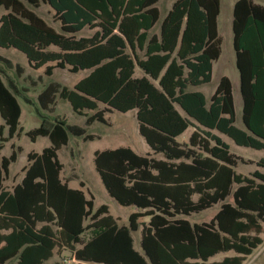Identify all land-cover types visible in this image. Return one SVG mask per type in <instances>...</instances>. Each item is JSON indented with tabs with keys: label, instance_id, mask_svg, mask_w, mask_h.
<instances>
[{
	"label": "trees",
	"instance_id": "trees-1",
	"mask_svg": "<svg viewBox=\"0 0 264 264\" xmlns=\"http://www.w3.org/2000/svg\"><path fill=\"white\" fill-rule=\"evenodd\" d=\"M158 1L0 0L6 8L1 47L22 51L48 75L56 68L90 71L74 87L51 83L39 95L43 108L58 94L78 114L94 111L87 125L106 122V112L136 110L140 134L163 155H142L130 146L95 152L109 195L135 208L121 224L108 205L94 209L84 190L62 178L58 150L70 134L86 135V127L55 119L51 128L28 131L32 141L48 136L52 145L28 154L23 179L10 189L4 182L18 153L0 158V264H46L63 251L73 264H245L264 243V159L250 174L239 172V158L214 132L264 149V4L236 0L233 8L241 128L228 76L210 102L204 92L188 89L212 81L222 52L221 0H175L156 32ZM42 3L54 9L60 30L35 10ZM85 29L92 32L79 36ZM0 61L12 64L2 54ZM18 95L16 81L0 77V154L20 131ZM216 204L220 209L209 222L188 218ZM88 231L92 236L84 241Z\"/></svg>",
	"mask_w": 264,
	"mask_h": 264
},
{
	"label": "rangeland",
	"instance_id": "rangeland-1",
	"mask_svg": "<svg viewBox=\"0 0 264 264\" xmlns=\"http://www.w3.org/2000/svg\"><path fill=\"white\" fill-rule=\"evenodd\" d=\"M175 0H159L157 5L161 10L160 18L153 28V31L158 32L160 25L172 7ZM236 0H221V12L218 16L219 33L222 37V52L220 57L214 61L213 76L210 83L201 86H190L188 89L201 90L205 93L210 101L211 95L215 92L222 76H228L233 82V94L235 97L236 106V125L241 128L243 123V98L240 91V73L236 65V51L233 45V8ZM264 4V0H255ZM39 14L47 19L49 23L54 25L57 29L60 28V22L54 16L53 8L46 3L36 7ZM6 8L0 5V17ZM92 30L85 29L80 34H90ZM0 53L9 58L11 65L0 61L1 76L5 79L8 77L14 79L18 86L26 85L33 87L31 80L36 81V90L31 91L32 99H36L38 90L43 89L48 83L56 82L60 86L74 87V85L90 71L81 70L79 72H72L69 69L56 68L52 75H48L45 71L46 67L40 70H32L29 68L28 59L26 55L15 48H3L0 46ZM20 66V71L16 65ZM29 76V77H28ZM7 77V78H6ZM56 103L54 112L44 111L45 118L37 116L35 106H30L20 100L24 114L21 117L20 127H23L19 133L6 142L3 150L4 154L11 155L13 150L18 153L17 161L10 166V177L7 180V186L12 188L19 183L24 176V169L28 165V153L35 151L41 153L46 146L51 145L49 137L40 136L36 141H32L27 131L35 127L51 128L55 119L65 123L66 125L87 126L86 119L88 115L94 111H86L84 115L78 114L73 110L71 103L68 100L62 99L58 94L56 96ZM33 112L36 117L30 119L28 115ZM106 122L96 121L93 125L88 127V133L91 137L76 136L70 134V141L67 145L58 150V157L63 164L62 178L70 182L73 186L81 187L86 192L88 198H92L94 202V209L101 205H108L111 214H113L121 224H128V217L134 210L133 206L126 207L118 203L112 198L106 190L100 175L96 171L93 161L94 152L97 149L116 148L120 145L131 146L135 151L141 154H146L150 151L144 137L139 132V123L136 117V110L129 112H121L114 110V112H106ZM215 133H219L215 131ZM8 135V131H6ZM226 142L230 144V150L239 158L237 170L244 174H250L257 168V162L264 159V149H255L252 147L240 146L234 142L232 138L227 135H221ZM185 136L180 137L184 138ZM156 157H162L161 154H155ZM219 210V205L192 214L188 217L193 222H208L215 213ZM90 220H87L88 223ZM136 247L140 249L141 232H134ZM92 236V232L88 231L83 235V240L87 241ZM233 254V252L228 253ZM69 251H63L62 254H57L46 264H52L57 260L63 263L73 264V257ZM223 254H219L216 259L222 258ZM245 264H264V243L251 255Z\"/></svg>",
	"mask_w": 264,
	"mask_h": 264
},
{
	"label": "crops",
	"instance_id": "crops-1",
	"mask_svg": "<svg viewBox=\"0 0 264 264\" xmlns=\"http://www.w3.org/2000/svg\"><path fill=\"white\" fill-rule=\"evenodd\" d=\"M41 6V5H40ZM35 10H36V8H35ZM37 11V10H36ZM53 11H54V9H53ZM38 12V11H37ZM41 15V14H40ZM42 16V15H41ZM45 18V17H44ZM46 19V18H45ZM47 20V19H46ZM51 24V23H50ZM54 26V25H53ZM1 54V53H0ZM28 65H29V68L30 69H32V70H40L41 68H39V69H35V68H33L32 66H31V64L29 63V61H28ZM43 68V67H42ZM224 76H226V75H224ZM0 77L3 79V80H5V78L3 77V76H1V74H0ZM29 77V76H28ZM31 83H32V85H33V87L31 88V87H29V86H26V85H21V86H18V89H19V95H18V98H19V101L21 100V101H23L24 103H26V104H30V106H32V108H33V106H35V108H34V110L36 109V113H37V116H39V117H41V118H45V114L43 113L44 111H51V109H53L54 110V106H55V103H56V96L54 97V100H53V102H50V103H46V105H47V107L46 108H43V106H42V104H41V102L39 101V95L42 93V91L46 88V87H48L51 83H56V82H51V83H48L43 89H40V90H38V92L36 93V99L35 100H33L32 99V95H31V91L32 90H36V86H37V83H36V81H32L31 80ZM232 84H233V82H232ZM199 91H201V90H199ZM212 96V95H211ZM207 97V96H206ZM235 98V97H234ZM207 100H208V98H207ZM210 102V101H209ZM20 104H21V102H20ZM52 110V111H53ZM52 111H51V113H52ZM54 112V111H53ZM86 112V111H85ZM112 113V112H111ZM23 114H24V111H23V108H22V105H21V117L23 116ZM21 117H20V123H21ZM28 117L30 118V119H32V117H33V119H34V117H36V115L31 111L30 112V114L28 115ZM105 118H106V114H105ZM36 119H37V117H36ZM35 120V119H34ZM107 120V119H106ZM96 121H94L93 123H95ZM100 122V121H99ZM4 123V120L2 119V117L0 116V124H3ZM93 123L91 124V125H93ZM91 125H87V126H85L86 127V129H87V132H86V135H89V137H91V135H90V133H88V127L89 126H91ZM23 127H20V130L22 129ZM35 128H38V127H35ZM32 129H34V128H32ZM32 129H30V130H32ZM8 130V128H6V131ZM29 130V131H30ZM190 131H191V129L185 134V135H183V136H185L184 138H181V140H186L187 138H188V136H189V133H190ZM215 132V131H214ZM218 132V131H217ZM27 133H28V131H27ZM218 135H225V134H222V133H217ZM28 135V134H27ZM40 137V136H39ZM43 137H48V136H43ZM38 138V137H37ZM221 138L224 140V138L221 136ZM37 140V139H36ZM35 140V141H36ZM70 141V140H69ZM225 141V140H224ZM228 143V142H227ZM148 144V143H147ZM229 144V143H228ZM51 145H52V142H51ZM51 145H49V146H51ZM149 145V144H148ZM230 145V144H229ZM5 146H6V142H4V147H3V149H2V151H1V154H0V158L2 157V156H6V157H9L7 154H4L3 153V150H4V148H5ZM120 146H126V145H120ZM120 146H118V147H120ZM46 147H48V146H46ZM131 147V146H130ZM150 147V146H149ZM231 147V146H230ZM117 148V147H116ZM105 149H107V148H105ZM150 149H151V147H150ZM97 150H104V149H97ZM97 150H95V152L97 151ZM30 152H35V151H30ZM29 152V153H30ZM95 152H94V155H95ZM137 152V151H136ZM28 153V154H29ZM139 154H141V153H139ZM142 155H150V156H155L156 157V155H155V153L153 152V150L151 149L150 151H148L146 154H142ZM162 155V154H161ZM27 157H28V155H27ZM158 158V157H157ZM159 158H163V155H162V157H159ZM93 161H94V156H93ZM96 168V167H95ZM97 171V170H96ZM98 172V171H97ZM24 174H25V172H24ZM99 174V173H98ZM10 177V173L7 175V177H6V180H5V182H4V184H5V187L7 188V189H10L8 186H7V180H8V178ZM24 177V176H23ZM101 178V177H100ZM23 179V178H22ZM65 181V180H64ZM65 182H67V181H65ZM68 184H69V186L70 187H72V188H80V189H82L83 190V188H81V187H76V186H73L70 182H67ZM86 193V192H85ZM87 195V194H86ZM219 205V209H220V204H218ZM126 207H130V206H126ZM213 207V206H212ZM211 208V207H210ZM209 209V208H208ZM134 210H135V208H134ZM133 210V211H134ZM207 210V209H206ZM132 211V212H133ZM205 211V210H204ZM131 212V213H132ZM218 212V211H217ZM216 212V213H217ZM130 213V214H131ZM215 213V214H216ZM113 215V214H112ZM115 217V216H114ZM204 222V221H203ZM206 222V221H205ZM209 222V221H208ZM134 234V233H133ZM134 236V235H133ZM135 239V238H134ZM135 245H136V243H135ZM231 252H233V251H230V252H226V253H220V254H223V256H222V258H220V259H216V257L219 255V254H217L216 256H214L211 260H222L225 256H227V255H233L234 254V252H233V254H228V253H231Z\"/></svg>",
	"mask_w": 264,
	"mask_h": 264
},
{
	"label": "built area",
	"instance_id": "built-area-1",
	"mask_svg": "<svg viewBox=\"0 0 264 264\" xmlns=\"http://www.w3.org/2000/svg\"><path fill=\"white\" fill-rule=\"evenodd\" d=\"M73 262H76L75 258L72 259Z\"/></svg>",
	"mask_w": 264,
	"mask_h": 264
}]
</instances>
